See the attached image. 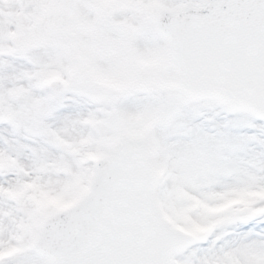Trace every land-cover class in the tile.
<instances>
[{"label": "snow or ice", "instance_id": "6c2138e0", "mask_svg": "<svg viewBox=\"0 0 264 264\" xmlns=\"http://www.w3.org/2000/svg\"><path fill=\"white\" fill-rule=\"evenodd\" d=\"M0 264H264V0H0Z\"/></svg>", "mask_w": 264, "mask_h": 264}]
</instances>
